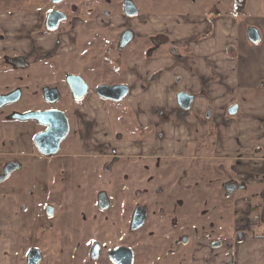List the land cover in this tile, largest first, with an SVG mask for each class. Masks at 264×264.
Here are the masks:
<instances>
[{
	"label": "rangeland",
	"instance_id": "374dc122",
	"mask_svg": "<svg viewBox=\"0 0 264 264\" xmlns=\"http://www.w3.org/2000/svg\"><path fill=\"white\" fill-rule=\"evenodd\" d=\"M71 1L77 3L78 8L84 6L82 4L83 0ZM98 1L101 4L104 3V1L96 0V2ZM116 1L118 2L119 0ZM135 1L140 6L142 13H154V16H162V14L167 16L169 14L179 15L190 9H192L191 11L194 14L199 13V15L208 16V19L211 18V15L227 14L228 17H232L235 20V22L232 23L234 24L235 31L239 32L238 36L240 40L246 41L249 45L254 44L249 41L247 30L249 27L257 28L260 32L261 40L257 44L259 54L257 53L256 57H258L259 62L256 64L255 75L261 74V82L264 85V0ZM31 2L32 0H0V13L9 12L8 8L10 7L20 9H23V7H29ZM43 2H45V0H38L39 5ZM19 11L24 12L23 10L17 9L14 13ZM119 12L120 11H118V13ZM118 17L121 18L122 16ZM214 21L216 22L217 19ZM102 32L104 36L111 39L113 38V33L107 34L105 31ZM21 37L23 38V36ZM24 49L26 51L22 50L21 54L28 60L32 61L33 58H31L29 54V43L25 45ZM131 49H133L132 51L134 55L140 53L144 54L146 52L144 48L139 49L138 46L129 48V50ZM69 50L71 49L69 48ZM81 50L82 48H77L74 53L70 54H62L60 50L56 51L62 54L60 56V58H62L61 60L67 62L65 66H62L58 70L61 74L81 72L87 79L89 78V80H91L92 87H94L95 84L104 82L107 77L109 78V80L107 79L109 83H117L121 80H125V78H122V74L120 76L119 70L116 72L117 78L112 79V77H109L107 74L108 70L105 71L104 69L106 75L94 78L93 72H88L84 68L87 63V60L85 59L87 58V53H82ZM121 52L122 51L114 50L112 54L113 59ZM124 55L129 57L128 51H125ZM117 60L119 61V59ZM118 61L116 62V60H114L109 62L110 66L114 63L118 69L123 71L122 64ZM38 64V71L41 72L42 63L39 62ZM104 64V61L100 60L96 64L91 65V67ZM26 75H30V69L13 73L8 77H3L0 82V84L4 85V87L2 86L0 93L15 88L18 85L24 87L23 97L19 102L12 106L20 112L37 107L33 100L34 97L31 94V82ZM57 75L58 72L51 71V73H49V81L50 79H53L52 81H54L53 83L55 84ZM32 77H34V75H32ZM33 88H35L34 85L32 89ZM60 89L62 93L61 98L52 106L67 111L66 114L70 117L71 125H73V107L74 105H78L77 107H79L81 104H77V102L72 99V96L63 83L60 86ZM233 104L236 103L233 102ZM106 107L111 122V129L116 139L121 142L127 141V138L130 137H133L136 140H140V137L144 139L147 137L150 141L154 140V128L143 132L141 129L139 130L132 127L130 123L128 124V120L131 118L127 107V98L119 103H106ZM7 110L8 108L5 109V112ZM178 113L180 112L178 111ZM235 116L236 115L233 116L226 112L219 122L220 124L229 123L235 118ZM177 117L181 118L183 121L185 120V118H182L179 115ZM207 120L209 123V133L207 142L205 143L207 144V147L204 150L200 148L201 144H204V142L192 143L193 145H190L192 147L188 149L189 154L186 156L179 155L174 149L169 152L166 150L165 153L159 155L161 156L159 160L151 159L155 157H147L145 163L149 164L150 171H146V168L143 167V172L142 164L134 165V175L132 174V176H128V168L130 166H128L125 159H123V163L113 162L110 166L111 169L107 171L105 170V167L100 170L99 161L93 165L94 163L92 164V162L94 161L87 160L90 162L82 163L81 160L79 163L76 160V163L73 165L74 157L66 156L72 152L79 153L77 152V149L76 151H73L74 142L72 134H70L61 144L59 156L49 160L42 159L35 161V163H26V166L28 165L32 167L31 171H34V169L37 168L36 178L30 180L23 179L22 176L28 172V168L25 166V162L24 164L22 163L21 167L12 172L3 185L7 186L6 188L11 187V192L16 188L23 186L22 189L19 190L20 193H30L31 191L34 192L33 182L38 180V184H41L42 186H38L36 190L42 188L41 191H45L46 195H37L36 198L28 203H24L26 200L24 197H21L20 204L15 201V199L18 201L19 198L6 197L7 200L3 209L0 207V221H2L3 226V228H0V232L2 236L7 238V241L4 240L0 243V254H2L5 249L10 250L6 259H9L13 264V254L19 249V258L23 259L25 253L23 251L32 236L31 223H33V220L40 218L46 223L52 222L55 228L57 226L64 227L63 222H69L72 224V222L76 221V219L78 220V218L84 220L83 216H85V227L89 228V232L88 234L84 233L83 244L89 241L92 232L98 231L99 233L96 236L103 244L104 249L114 247V245L121 242H143L146 240V234H143L142 232L141 234H135L134 236H126L128 228L127 222H129V216L132 211L131 209L136 205L146 206L148 209L145 229L148 227L151 228L156 221L163 220L162 226L165 228L163 233H166L167 230L170 229V221L176 220L179 225L182 226V232L189 234L190 238L209 236L212 238V241L220 240L223 243V241L229 237H238L244 232H247V234L251 233L253 238H259V234L261 237H264V228L261 226L259 207L261 204H264V198L259 197L260 192L264 190V175L261 174L258 175L257 178L256 176H253L252 178L254 168L252 169L248 162L255 158H261L259 154L262 146L255 144V147H253V154L250 157L248 156L245 159L246 162L243 164H237L238 157H236V159H229L228 161L220 159L217 152L218 148H220L219 146L224 143L221 137L222 132L219 128V123H215L209 119ZM31 124H33V122H31ZM95 124L96 125L94 126L87 124L88 131L91 130V128L96 129V127H99L97 123ZM160 135L163 140L164 136H169L170 134L161 133ZM74 139H76V142L79 141L77 135ZM164 140L166 144L167 142H171L172 138L171 140L168 138ZM88 141L89 144H92V135L88 137ZM120 145L125 146V144ZM120 152L124 153L125 151L123 150ZM51 164L53 165L55 172L58 173L55 178V184H58L57 188L61 189V197L64 199V209L59 211L60 215L55 216L54 218H48L44 213L45 204L48 203L50 199L51 201L49 203L53 204L52 202H54L56 206H59L61 203L58 198V193H52L47 187V174L48 171H50L49 167ZM59 171L62 173H59ZM73 172H75L76 175L73 176ZM63 175H66V178H62ZM151 177L152 179H150ZM39 178L43 181L39 180ZM155 178L157 179L155 180ZM60 179L62 180L59 181ZM52 182L50 183L51 186ZM175 182L177 185L175 186L176 188H174V193H172V188ZM227 185L236 186V189L228 190ZM44 187H46V190H44ZM177 190L178 193L176 194L175 191ZM100 192H104L109 196L108 199L110 200L111 208L106 211L98 209L96 204V197ZM169 193H172V195ZM47 194L50 196L49 199ZM246 198L251 200L252 205L250 213L249 210H244L242 218L236 217L234 212L235 203H237V200ZM0 204L2 205L1 200ZM168 210L171 211V213L167 215L168 218L160 219L159 214L165 215ZM62 211H64L66 216H63ZM4 212L7 214V217L5 216V218L2 216ZM126 215L128 217H126ZM80 225L83 231L84 223ZM6 226L8 228H6ZM11 226L14 228H11ZM45 226H43L44 233L39 235L45 237L44 239H48L50 237V229L46 230ZM52 232H54V236L58 234L55 229ZM232 233H236V235ZM10 239V242L13 243L11 245L9 243L5 244V241L7 243ZM77 251H80V249H74V251H72L73 254H71V256L74 255L73 260L76 262L81 261V264H90L84 262L87 261L85 258L86 251L83 253V261L80 259L81 254L79 252L78 258H75ZM145 253L146 254H142L140 252V255L145 257L146 260H151L152 251L147 250ZM3 260V258H0V264H3ZM96 264H108V261L106 262L103 260Z\"/></svg>",
	"mask_w": 264,
	"mask_h": 264
},
{
	"label": "crops",
	"instance_id": "0c3cea01",
	"mask_svg": "<svg viewBox=\"0 0 264 264\" xmlns=\"http://www.w3.org/2000/svg\"><path fill=\"white\" fill-rule=\"evenodd\" d=\"M220 15L212 23L206 15L199 13L191 18L183 15L144 18L146 24L144 22L145 27L140 36L162 32L169 37L173 36L181 47L177 53L181 57L171 55L165 48H159L153 53L151 51L152 55L148 58L142 54L128 53L130 59L126 64L125 80H122L129 86L127 107L131 119L128 124L143 132L154 128V140L130 137L121 142L116 139L105 101L90 94L77 108V144H89L88 137L92 135V144H100L106 152L125 144L127 148L132 145L134 155L141 153L156 157L166 150L169 152L174 149L179 155L186 156L194 142H204L200 146L203 150L207 147L205 143L208 139L209 119L219 123L222 132L224 143L218 148V157L226 161L238 157L240 160L237 164H243L253 154L254 145L259 144L262 146L259 154L261 158L248 162L254 168L252 178L264 175V85L261 74L255 75L256 64L259 62L256 57L258 46L240 40L239 32L234 29L235 20L227 14ZM157 72L158 78L152 80L153 74ZM178 92L190 93L194 97L184 121L177 117ZM234 105L238 106L235 118L229 123L220 124L219 120ZM95 123L99 127L91 128L90 133L87 124L94 126ZM34 131L29 124L25 126L16 120H7L4 114H0V174L5 164L12 159L19 158L25 163L42 160L33 150ZM161 133L170 134L164 136V139L172 138L171 142L165 144ZM39 180L43 181L41 178ZM5 182L0 183L2 209L6 197L19 198L18 201L15 199L19 204L21 197L25 198L24 203L32 201V194L20 193L23 186L14 187L16 189L11 192V187L3 185ZM33 186L35 194L45 193L41 191L42 188L36 190L42 186L38 180L33 182ZM259 197L264 198V190ZM251 205L249 198L237 200L234 205L236 217L242 218L244 210L250 213ZM259 207L261 226L264 228V204ZM5 212L2 215L4 218L7 217ZM0 228H3L2 221ZM4 238L7 241L0 232V243ZM212 242L209 236L191 238L186 247L171 256L167 255L169 247L166 242H159L156 264H264V237L260 234L259 238H253L247 232L238 237H229L219 248L211 247Z\"/></svg>",
	"mask_w": 264,
	"mask_h": 264
},
{
	"label": "flooded vegetation",
	"instance_id": "af4514ba",
	"mask_svg": "<svg viewBox=\"0 0 264 264\" xmlns=\"http://www.w3.org/2000/svg\"><path fill=\"white\" fill-rule=\"evenodd\" d=\"M100 1H104V3L101 4L99 1L98 3L96 2V0H83L82 4L84 6L78 8L77 3L72 2L71 0H60L58 2H56L55 0H45V2H43L41 5L38 4V0H32L31 5L29 7H23V9L10 7L8 8L9 12L7 11L6 13H0V82L2 81L3 77H8L13 73H17L19 71H27L28 69H30V75H26V77H28L29 81L31 82V94L34 97L33 100L37 106L36 108H32L23 112H20L12 107L15 103L21 100L24 94V87H22V85H18L17 87L11 88L10 90L5 89L6 91H2L0 93L1 96L16 91L20 92L19 100L2 106L0 108V114H4V118L7 120H16L18 122H21L22 124H25V126L27 124L32 126L35 130L33 132L34 134L32 138L33 150L42 159L49 160L60 155L59 151L61 145L59 151L56 154L45 156L39 152L36 145L34 144V137L36 136V134L46 131L48 126L38 121L37 119L21 120L15 118L14 116L24 115L32 112L60 111L66 116L69 123L68 134L61 141V144L69 137L70 134H72V139L74 142L73 151H76L77 149V152H79H72L71 154L67 155L65 154L68 157H74L73 165L74 163H76V160L79 163L81 162V160L82 163L94 161L92 162V164L94 163L93 165H95V163L99 161L100 170L105 167V170L107 171L111 169L110 166L113 162L123 163V159H125V161H127L128 166H130L128 168V176H132V174L134 175V165L142 164V169L143 167H145L146 171H150L149 164L145 163L147 157H149L148 155H143L141 153L134 155V150H132L134 148L132 147V145L128 148L126 147L127 145H120V148L113 147L110 152H106V150L103 149L100 144H76V139H74L76 135L78 136L79 140V135L77 133V130L75 129L77 125L76 117L78 105H74L73 107V125H71L70 117H68L66 114L67 111L52 106L61 98L62 93L60 86L62 85V83L65 85V88L69 91L70 95L72 96V99L75 100L77 104L81 105L87 100L90 94H93L98 99L105 101V103L112 104L122 102L124 99L127 98L129 94V86L125 84V82H123L122 80L117 83H109V81H107V79L109 80V78L107 77L104 82L95 84L94 87H92L91 80H89V78L87 79L85 75L81 72L61 74L58 70L62 66H65L67 62L61 60L62 58H60V56L65 53H74L77 48H82V53H87V58H85L87 60V63L84 67L86 71L93 72L94 78H97L106 75L105 71L108 70L107 74L109 75V77L115 79L117 78V70L120 71V76L122 74V78H125L126 64L130 59V55L129 57H127V55H124V52L128 51V53L133 54V49L129 50V48L131 47L134 48V46H138L139 49L144 48L146 52L144 54L140 53L137 55L142 54V56L147 58L151 57L152 53L159 48H165L164 50H167V52L169 51L168 53H170L171 55L181 57V55L177 54L181 47L177 45V42L175 41V38L173 36L169 37L162 32L153 33L152 35L140 36V33L142 32L146 24L145 21L144 24L143 19L148 18L150 16H154V13H142L140 6L135 0H119L118 2L116 0ZM17 9L23 10L24 12L19 11L14 13V11ZM191 10L192 9L179 15L187 16L188 18L196 16L197 13L194 14ZM118 11L120 12L118 13ZM131 12L136 13L134 15H128V13ZM162 15L165 16L164 14ZM118 16L122 17L119 18ZM158 16L161 17L160 15ZM168 16L174 17L177 15L169 14ZM213 17L214 16L212 15L211 18L209 17L211 23L213 22L212 20L218 19L220 17V14L215 15L214 18ZM102 31L107 32V34L113 33V38L111 39L107 36H104ZM21 36H23V38ZM27 43H29L30 45L29 54L30 57L33 58L32 61L28 60L27 58H25V56L21 54L22 50H25L24 48ZM69 48L72 51L69 50ZM57 50H60L62 54L60 52H56ZM114 50L122 52L118 53L113 59L112 54ZM151 51L152 53L150 54ZM117 59H119V61ZM100 60H103L105 64L101 66L91 67V65L96 64ZM114 60L122 64L123 71L118 69L114 63L110 66L109 62ZM39 62L42 63V66L40 65L42 69L41 72L38 71ZM51 71L58 72L55 84L53 83L54 81H52L53 79H50L49 81V73H51ZM32 75H34V77H32ZM158 75V72L154 73L153 78L151 79L156 80L158 78ZM69 76H79L87 84L88 89L82 99L77 100L74 97L73 92L71 91V88L67 82V78ZM33 85L35 88L32 89ZM102 85H126L128 87V94L119 102L104 99L97 93L98 87ZM2 86L4 87V85L0 84V90H2ZM180 93L183 92H178V94ZM187 95L192 96V94L190 93H188ZM177 96L176 102L179 108L178 111L180 112L178 113V115L182 118H186V115H188L189 110L191 108L194 97L192 96L193 99L190 104V108L183 109L179 105ZM6 108H8V110L5 112ZM31 122H33V124H31ZM140 146L141 145H139V147ZM123 150L125 151L124 153L120 152ZM160 157L161 156H156L155 158L151 159L159 160ZM11 162L20 163V167L22 163L24 164L21 159H12L7 162L5 166ZM5 166L3 167V170L0 174V177L4 178L3 182L7 180V178L12 174V172L18 169L17 168L13 170L8 176H5ZM26 167L28 168V172L25 173L24 176H22L23 179L30 180L36 178L37 168H35L34 171H31V166L27 165ZM49 170L50 171H48L47 174L49 178H47L48 190H50L52 193L57 192L58 198L60 199L61 203L59 206H56L54 202H52L53 204L49 203L51 201L50 199V201L45 204L44 213L48 218H54L55 216L60 215L59 211L64 209V199H62L61 197V189H58V184H55V178L58 173L55 172L52 164L50 165ZM59 173L62 172L59 171ZM72 174L73 176L76 175L75 172H73ZM152 177L150 179H152ZM62 178H66V175H63ZM156 179L157 178H155V180ZM61 180L62 179H60L59 181ZM51 182L52 186L50 184ZM176 182L174 183V186L172 188V193H174V188H176ZM229 186L232 185H227V189L229 188ZM232 187L233 189H236V186ZM178 190L175 191L176 194L178 193ZM172 193L169 194L172 195ZM31 194L33 195V199L36 198L37 195H46V193L44 192L41 194H35V192H32ZM49 198L50 196H48V199ZM96 198V204L98 209L106 211L111 208L110 200L108 199L109 196L106 195L104 192H100ZM101 205H105V207L103 208ZM141 207L144 208L147 212L143 222L139 221V217H135L137 209ZM131 210L132 211L131 215L129 216V222H127L128 228L126 236L129 235L130 237L134 236L135 234H141L142 232L143 234H146V240L143 242H121L117 245H114V247L104 249L103 244L97 239L96 235L99 233L98 231L92 232L89 241L83 244V239L85 235L84 233L88 234L89 232V228L85 227V216H83L84 220H80V218H78V220L76 219V221L72 222V224H70L69 222H63L64 227L60 226L61 228L59 226L54 228L52 222L49 221L50 223H46L40 218L37 220H33L31 233L32 236L30 237V241L27 244L25 250L23 251L25 252L23 259L19 258L20 255L18 249L13 254V264H81V261L76 262L73 260L74 255L71 256V254H73L72 251H74V249H80V251H77V253L75 254V258H78L79 252L81 254L80 259H82V261L84 259L83 253H85L84 251H86L85 258L87 261L84 262L96 264L105 260L106 262L108 261V264H117L114 262L113 259H111L110 252L119 248H129L133 253V257L131 260H129V258H125L124 255L118 256L117 260L121 261V264H156L155 256H157V251H159V242H166L169 247L167 249V255L170 256L173 254H178L181 248L186 247L190 243L191 238L189 234L182 232V226H180L176 220H171L170 229H168L166 233H163L165 229L162 226L163 220L156 221V223L153 224L151 228L148 227L147 229H145L148 217V209L146 206L136 205ZM62 212L64 216L65 213L64 211ZM170 213L171 211L168 210L167 214L165 215L159 214L160 219L168 218L167 215ZM126 217L128 216L126 215ZM83 223L84 227L82 231V227L80 224ZM43 226H45L46 230L50 229V237L48 239H44L45 237L40 236L44 233ZM54 229L57 230L58 233L56 236H54V232H52L54 231ZM232 234L236 235V233ZM4 240L6 239L4 238ZM10 241L11 240H9L6 244L9 243L11 245L13 242ZM222 244L223 243L220 240H215L211 243V247L219 248L222 246ZM147 250L152 251L151 260H146L145 257L140 255V252L142 254H146L145 252H147ZM9 251L10 250H4L2 254H0V258L4 259L3 264H12L9 259H6ZM10 254L12 255L11 252Z\"/></svg>",
	"mask_w": 264,
	"mask_h": 264
},
{
	"label": "water",
	"instance_id": "95a60500",
	"mask_svg": "<svg viewBox=\"0 0 264 264\" xmlns=\"http://www.w3.org/2000/svg\"><path fill=\"white\" fill-rule=\"evenodd\" d=\"M56 2L60 0H55ZM136 12L128 13V15H134ZM248 39L253 44H258L261 40L260 32L255 27H249L247 30ZM67 82L73 92L74 97L80 100L84 97L87 92L88 86L85 81L79 76H69ZM97 93L104 99L112 100L115 102L121 101L128 94V87L126 85L116 86H99ZM20 92L16 91L7 95L0 96V108L8 103L19 100ZM179 105L183 109H189L192 102V96L185 93H180L177 96ZM238 106L234 105L229 109V113L234 115L237 113ZM15 118L21 120L37 119L48 126L47 130L36 134L34 137V144L36 145L39 152L45 156L54 155L59 151L61 141L67 136L69 131V123L66 116L60 111H45V112H32L24 115H15ZM20 167V163L11 162L5 166V176H8L13 170ZM229 190L233 187L229 186ZM102 197V196H101ZM103 208L105 205H101ZM146 210L144 208H138L135 217H139V221L143 222L146 217ZM215 246V245H214ZM124 255L125 258L132 259L133 253L129 248H119L110 252L111 259L115 263L121 264V261L117 260L118 256ZM126 262V259H125Z\"/></svg>",
	"mask_w": 264,
	"mask_h": 264
},
{
	"label": "trees",
	"instance_id": "16d2710c",
	"mask_svg": "<svg viewBox=\"0 0 264 264\" xmlns=\"http://www.w3.org/2000/svg\"><path fill=\"white\" fill-rule=\"evenodd\" d=\"M3 180H4V178H1V177H0V183H1V184L3 183Z\"/></svg>",
	"mask_w": 264,
	"mask_h": 264
}]
</instances>
